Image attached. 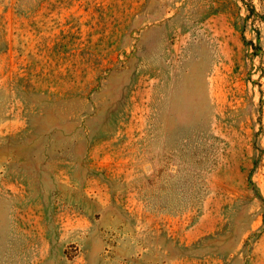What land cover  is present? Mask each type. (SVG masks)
I'll list each match as a JSON object with an SVG mask.
<instances>
[{
    "label": "rangeland",
    "instance_id": "obj_1",
    "mask_svg": "<svg viewBox=\"0 0 264 264\" xmlns=\"http://www.w3.org/2000/svg\"><path fill=\"white\" fill-rule=\"evenodd\" d=\"M0 264H264V0H0Z\"/></svg>",
    "mask_w": 264,
    "mask_h": 264
}]
</instances>
